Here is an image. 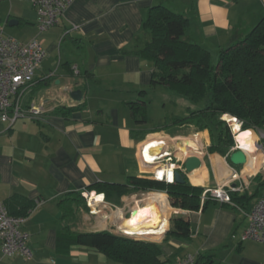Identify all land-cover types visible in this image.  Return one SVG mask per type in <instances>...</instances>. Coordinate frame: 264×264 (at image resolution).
Here are the masks:
<instances>
[{
	"label": "crops",
	"instance_id": "1",
	"mask_svg": "<svg viewBox=\"0 0 264 264\" xmlns=\"http://www.w3.org/2000/svg\"><path fill=\"white\" fill-rule=\"evenodd\" d=\"M14 2L17 7L10 5L6 21L35 26L30 0ZM158 2L188 19L192 27L185 39L200 44L213 57L219 49L241 41L264 17V0H71L58 24L41 40L46 58L33 79L40 87L23 98L24 109L41 105L42 114L38 119L16 120L12 126L0 123V201L11 211L18 210L14 206L21 201L34 204L21 227L28 235L32 258H3L0 252V264H115L97 249L59 244L63 226L79 233H114L115 222L120 227L142 224L145 212L161 222L156 230L145 228L141 236L160 245V259L167 264L185 255L194 256L196 264H264V244L241 240L247 226L244 213L264 193V186L253 180L264 170V128L235 135V146L247 152L248 162L233 166L226 157L206 153L207 131L190 132L183 126L181 133L171 135L162 129L147 130L131 116L127 103L139 99L141 91L149 92L143 97L146 101L151 92L152 65L133 49L147 41L142 19ZM74 90H80V102L72 101ZM82 104L74 112H58ZM243 133L246 140L241 139ZM155 139L163 140L181 165L191 155L202 159L199 170L186 174L189 184L205 191L243 185L244 191L238 194L253 195L247 197V208L203 196L197 211L175 209L166 191L139 190L109 202L102 194L84 192L96 183L126 184L129 177L153 179L154 167L142 160L140 149ZM185 139L191 148L181 146ZM253 148L254 159L250 156ZM70 192H81L86 210L80 208L73 218L61 221L58 203ZM129 211L133 219L125 218ZM178 215L187 218L191 234L163 241L170 219Z\"/></svg>",
	"mask_w": 264,
	"mask_h": 264
},
{
	"label": "trees",
	"instance_id": "2",
	"mask_svg": "<svg viewBox=\"0 0 264 264\" xmlns=\"http://www.w3.org/2000/svg\"><path fill=\"white\" fill-rule=\"evenodd\" d=\"M191 27L188 19L158 2L147 10L142 19L141 30L148 39L143 46L135 47L133 53L152 65L150 91L163 87L190 104L185 116L166 117L165 127L192 126L198 131H207L210 137L208 153L226 157L229 161L235 140L223 116L235 118L241 131L257 132L264 128V17L241 41L219 49L217 57H213L200 44L185 39ZM39 87L33 80L28 91L36 92ZM148 93L141 91L139 99L127 103L138 125L148 122V102L143 98ZM83 106L58 109V112L68 114ZM155 129L163 130L159 127ZM262 178V174H257L253 179L259 187L264 186ZM139 190L166 191L171 207L186 211L200 209V199L205 191L189 184L187 178L183 184L168 185L147 177H129L126 184L96 183L88 186L84 192L102 194L104 200L109 202ZM247 197L253 195L229 192L230 203L240 208H247ZM16 205V211L6 207L9 215L24 217L34 207L33 203L27 201ZM58 206L62 211L61 221L73 218L80 208L86 210L81 192L63 195ZM190 234L187 218L174 216L170 219L163 241L188 237ZM58 243L67 247L78 245L97 249L115 264L168 263L160 259V245L109 231L79 233L72 232L65 225L58 236Z\"/></svg>",
	"mask_w": 264,
	"mask_h": 264
},
{
	"label": "built area",
	"instance_id": "3",
	"mask_svg": "<svg viewBox=\"0 0 264 264\" xmlns=\"http://www.w3.org/2000/svg\"><path fill=\"white\" fill-rule=\"evenodd\" d=\"M71 0H30V4L35 12V25L39 33L48 31L55 27L60 17H62L66 7ZM46 58L43 43L38 39H31L21 42L11 37H4L0 31V123L12 126L16 120L21 118L38 119L42 114L41 105H31L28 109L22 106L24 95L33 84L36 70ZM144 143L141 146L140 154L146 164L154 168L153 180L163 182L168 185L175 183L174 173L183 171L182 165L166 149L155 155L151 161L145 158ZM165 165V169L162 167ZM158 170H162V176H157ZM236 179L237 176L233 175ZM243 185H236L224 188L206 190L203 193L205 198L216 199L224 203H229V192L242 193ZM208 195V197H206ZM116 208V207H115ZM117 212L118 209L116 208ZM247 218V226L243 231L241 240H253L264 244V193L258 201L244 213ZM131 211L128 212V218ZM125 215L122 213L121 218ZM26 217H14L9 215L6 206L0 201V252L3 258L20 256L24 260H30L33 252L28 244V235L21 230ZM117 235L144 240L138 234L129 235L120 228V224L115 222L111 227ZM166 229L162 232L165 234ZM195 257L185 255L178 257L172 264H195Z\"/></svg>",
	"mask_w": 264,
	"mask_h": 264
},
{
	"label": "rangeland",
	"instance_id": "4",
	"mask_svg": "<svg viewBox=\"0 0 264 264\" xmlns=\"http://www.w3.org/2000/svg\"><path fill=\"white\" fill-rule=\"evenodd\" d=\"M10 5L11 6L14 5L15 7H17L14 0H0V31L4 37H11L18 41L25 42L33 38H37L38 40H43L46 36L49 35V30L43 33H39L37 28L34 25H31V23L9 25L8 24L9 21L7 22L6 19L7 17L11 16ZM58 44L60 46V42ZM25 98L26 95L24 96V99ZM146 102H148L147 111H146L148 122L144 124V126L147 130H153L159 127V128H163L164 132L171 135L181 133V130L178 127L175 128L165 127L166 125L165 123H166V117L185 116L186 108L190 106V104L186 100L178 97L177 95H175L166 88L158 87L157 89L152 90L150 92V95L147 97ZM23 119L24 118L18 119V123L19 121H23ZM185 128L186 129L190 128L191 129L190 132H201L195 129L194 127L186 126ZM230 130L232 137L234 138L235 136L232 131V128H230ZM206 153H208V151ZM260 173L261 174L264 173V170H261ZM150 193H157V192L151 191ZM140 195H137V197H141ZM206 197H208V195H206ZM116 205L121 206L120 203H116Z\"/></svg>",
	"mask_w": 264,
	"mask_h": 264
},
{
	"label": "water",
	"instance_id": "5",
	"mask_svg": "<svg viewBox=\"0 0 264 264\" xmlns=\"http://www.w3.org/2000/svg\"><path fill=\"white\" fill-rule=\"evenodd\" d=\"M18 23H19L18 20L11 19L8 24L9 25H18ZM70 97H71L72 101L80 102L82 99V95L80 94V90L71 91ZM226 116H228V115H226ZM223 120L227 123L228 127L231 128L229 125V122L224 119V116H223ZM180 144L182 147H188V148L192 147L191 143H188V140H186V139L183 141L181 140ZM259 147L260 146L257 145V148H259ZM247 162H248L247 153L243 149L235 146L234 151L229 155V163L233 166H245L247 164ZM202 164H203L202 159L198 156L191 155V156L186 157L182 163L183 171L182 172L176 171L174 173L175 183L176 184L185 183L186 174H191L192 172L199 170L202 167ZM235 186H236L235 184L231 185V187H235ZM168 222H169V219H168ZM142 241L153 242L152 239H148V238H144V240H142Z\"/></svg>",
	"mask_w": 264,
	"mask_h": 264
},
{
	"label": "bare ground",
	"instance_id": "6",
	"mask_svg": "<svg viewBox=\"0 0 264 264\" xmlns=\"http://www.w3.org/2000/svg\"><path fill=\"white\" fill-rule=\"evenodd\" d=\"M224 119L229 122V125L232 128L234 136L241 131L239 122L235 118H231L230 116H226L225 115ZM246 137H247V134H245V133H243L241 135V139L244 138V140H246ZM152 142H154V143L151 144ZM164 145H166V143L163 140H159V139H155V140H151V141L145 142L144 143V146H145L144 147L145 148L144 155H145L146 160L147 161H151L152 158L155 155H157L163 149ZM254 152H255V148H253L251 150V152H250V156L252 157V159H254L253 156H252L254 154ZM156 172H158L157 176H159V177L162 176V170H158ZM197 178H198V176H197ZM132 214H133V211H131V216H130L131 219H133ZM141 217H142V224L134 223V226H131V227H120V228L125 230L129 235H131V234L141 235V234L145 233L144 229L147 228V227L154 226L153 230L158 229V227H159L158 224H160V222H161L159 217L154 216V218H152V217L149 216V214L147 215L146 212L143 215H141ZM160 231H161V229L157 233H159ZM154 234H156V233H154Z\"/></svg>",
	"mask_w": 264,
	"mask_h": 264
}]
</instances>
